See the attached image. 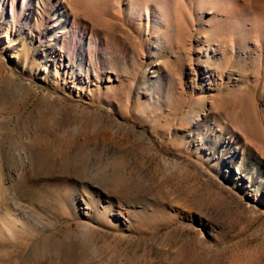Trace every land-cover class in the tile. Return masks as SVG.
<instances>
[{"label":"rangeland","instance_id":"1","mask_svg":"<svg viewBox=\"0 0 264 264\" xmlns=\"http://www.w3.org/2000/svg\"><path fill=\"white\" fill-rule=\"evenodd\" d=\"M0 264H264V0H0Z\"/></svg>","mask_w":264,"mask_h":264}]
</instances>
